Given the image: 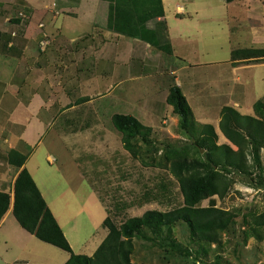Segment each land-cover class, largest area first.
<instances>
[{
    "label": "rangeland",
    "instance_id": "1",
    "mask_svg": "<svg viewBox=\"0 0 264 264\" xmlns=\"http://www.w3.org/2000/svg\"><path fill=\"white\" fill-rule=\"evenodd\" d=\"M171 1L168 4L169 23L172 29L173 47L180 58L175 57L170 63L175 62L179 68L182 67L178 71V76L186 84L183 87L184 94L188 96L197 121L213 124L220 135L219 143H230L219 127L222 107L232 105L243 114L253 115L255 102L264 98V65L261 68H247L239 72V75L244 74L246 78L242 82H248V85L243 87L235 84L237 77L229 64H233L231 58L233 49L254 46L250 32L252 24L248 22V19L253 16L246 17L240 14V17H233V10L237 13L235 9L237 6L234 4L230 6L225 0ZM60 2L61 0H0V20L4 21L10 33H15V42L22 46L26 45L27 39L37 30H44L48 25V20L52 19H55L53 28L60 27L69 37L94 31L93 22L65 17L68 13L86 16V12H81V9L79 13L75 12L76 9L62 11L61 9L66 6L64 4L59 6ZM180 4L184 6L186 12L193 14L196 12L194 19L175 18V11ZM73 7L76 8V6ZM81 8L85 11L84 6ZM93 8L100 12L104 7L101 4H95ZM106 9L107 6L101 11L99 19L106 17ZM259 15L258 21L254 20L255 23L262 24L264 14L261 12ZM71 25L76 27H70ZM260 29L259 27L258 30L261 33L258 39L260 40L255 43L258 45L255 47H264L261 45L264 44V33L263 29ZM27 35L30 36L26 39ZM43 39L42 34L38 47L45 49ZM23 56L24 61L32 60L28 59L30 55L28 58L27 55ZM151 58L160 59L159 56ZM59 63L57 61L52 67L48 65L45 67L47 73L54 72L58 76L57 82L61 71ZM241 64L258 63L242 61ZM42 66L43 59L39 67ZM34 68L38 69V65H25L24 71L28 74ZM3 74H0V82L3 81L5 87L2 88L1 93L5 91V88L8 92L11 91L14 88L15 78H19L13 70H10V73L3 71ZM34 76L37 87L40 85V92H43V72L36 71ZM194 76L198 81H204L210 77L220 79L219 83L213 86L212 96L208 93L210 86L187 85L188 80L193 79ZM81 87L83 88V85ZM124 89V85L120 86L119 93ZM53 90L56 94L50 96L48 105L63 107L68 100L62 99L63 90L59 88V83L58 86L53 87ZM113 92L114 90L109 94L105 93L106 97L103 98H101L103 95L96 96L101 98L97 101L100 110L87 106L75 111L69 107L70 109L66 108L68 110L64 115L54 118L52 122L54 127L44 137V142L45 145L51 147L57 162L51 169L48 167L47 156L44 159L42 155L39 156L43 164L50 169L48 176L53 181L50 185L45 184L41 175L36 174L52 206L50 209L53 214H56L67 234L73 239L68 226H73L74 232L78 231L76 237L79 239L80 246L77 248V253L86 255H93L107 232L104 228V220L108 216V209L114 221L121 224L131 217L143 215L147 210L165 211L183 204L179 183L168 169L144 166L139 159L134 158L123 147L121 135L111 121L116 108L112 107ZM124 108L119 109L125 111ZM136 109L130 108L129 111L135 113ZM144 115L140 117L149 125L150 119H146ZM169 115H172L171 110ZM0 116L1 123L4 125L10 123L9 118H2L3 113L0 112ZM174 117L179 119L178 116ZM153 127L152 137L157 140V145L147 146L150 150L148 161L158 160L162 155L161 142L192 143L179 129L177 123L175 125L170 122L163 125L156 123ZM84 148L90 149L89 155L84 154L85 158L82 157L81 151ZM261 155L264 162V149L261 150ZM57 169L61 171L58 172ZM79 173L88 179H81ZM231 176L235 179V184L225 198L220 199L214 196L200 203L201 206H208L211 201H214L219 207L239 213L232 226L223 233L222 247L212 245L209 248L207 246L208 254L196 258V250L199 246L193 242L187 226L179 223L175 226L174 232L168 235L167 243L176 241L184 248H191L190 255L173 251L168 244L161 245L158 242L136 239L132 256L134 264H264V240L259 241L252 236L247 237L245 233L246 220H249L252 214L257 215L264 212V189L251 186L244 176ZM42 245L45 244L42 243ZM45 247L52 255H55L56 251L63 255L66 254L65 251L54 246L46 244ZM12 254L10 250L5 256H0V264H6L7 261L14 262ZM60 260L61 258L58 262Z\"/></svg>",
    "mask_w": 264,
    "mask_h": 264
},
{
    "label": "crops",
    "instance_id": "2",
    "mask_svg": "<svg viewBox=\"0 0 264 264\" xmlns=\"http://www.w3.org/2000/svg\"><path fill=\"white\" fill-rule=\"evenodd\" d=\"M162 2L164 15L153 17L147 22L148 28L151 29L157 28L159 25H162V29L164 23H166L169 42L159 47H153L138 38L110 30L108 28L110 3L106 0H61L59 6L64 4L67 7L62 8V11L76 9L75 12L79 13V9H81V12H86V16L68 13L66 16L64 15L65 17L80 18L89 23L93 22L95 25L94 31L69 37L66 36L60 27L53 28L55 26L53 23L55 19H52L48 20V25L44 30H37L32 35L30 34L31 36H25L26 39L30 36L26 41L25 46L27 47L17 44L14 37L15 33H10L9 28L3 23L4 21L0 20V74L4 75L3 71L10 73V70H13L15 75L19 77L18 79L15 78L16 80L13 82L14 88L9 92L5 88V91L1 93L5 84L3 81L2 83L0 82V112L3 113L2 118H9L10 121L8 125L0 122V191L8 192L13 197L14 184L20 172L19 168L9 163V151L16 149L23 153H28L29 156L25 167L31 173L47 204L52 209L46 194L36 178V174H40L41 178L45 180V184L50 185L53 179L48 176L50 170L48 167L52 169L57 162V159L53 156L51 147L45 145L44 137L54 127L52 125L54 118L58 115H64L68 110L66 108L70 107L71 110L77 111L78 108L91 106L94 110H100V105L97 104V101L106 97L105 93L109 94L112 90H114L112 107H116L113 114L120 112V114H131L152 128H154L153 126L156 123H161L162 125L167 124V122H170L172 125L178 124L179 119L174 117L177 115L173 113L172 106L167 102V97L172 85L177 84L183 89L186 84L178 76V71L182 67L180 66L179 68V65H175V62L173 64L170 63L173 58H180L173 47L172 29L168 16V4L172 1L162 0ZM95 4H101L104 7L103 10L107 6L105 18L99 19L103 10L97 12L93 8ZM228 4L230 6L233 4L237 6L235 8L237 13L233 10V17H240V14L246 15V17L253 16V18L248 19V22L252 24L250 25L252 29L250 31L251 37L254 42L252 45H254L253 47L258 46L255 45L260 40L258 37H260L259 33L261 32L258 28L263 29L264 33V18L262 19V24L255 23L254 19L258 21L257 18L260 17L259 13L262 12L264 14V0H234ZM73 6H76V8ZM82 6L85 7V11L82 10ZM194 13L196 14V12ZM195 14L186 12L184 6L180 4L177 11H175V18L179 17L183 19L186 17L194 19ZM50 27L52 29H49ZM70 27L76 26L71 25ZM42 34L45 49L38 47V44L41 43V41L39 42V38H42ZM23 55H27V58L30 55L31 57L28 59L32 60L24 61ZM156 56H159L160 59L151 58ZM41 59H43V66L39 67ZM57 61L60 62L59 68L61 69L58 82V76L54 72L47 73L45 70L47 65L52 67ZM22 64L24 66L38 65V69L34 68L27 74ZM229 64H231L232 70L237 77L235 84L244 87V85H248V82H242L246 78L244 74L239 75V72L241 70L245 71L247 68H261L264 62L252 65L241 64V62ZM36 71L43 72V92H40V85L37 87L34 81V73ZM214 79H217V81H214ZM190 80L187 82L188 86H197L199 84L210 86L208 89L209 96H212L214 84L216 86L220 81L219 78L213 77L204 79V81H198L196 76ZM58 83L59 88L63 90V98L62 96L61 98L68 100L64 105L65 107L60 108L53 106L54 104L48 105L47 103L50 102V96L56 94V92L53 93V87L58 86ZM82 85L83 88L81 87ZM123 85L125 89L119 93L118 90ZM86 86H89L90 90ZM103 86L105 88H102ZM108 89L109 91H107ZM97 95L103 96L99 99L96 97ZM186 97L188 96L186 95ZM237 100L239 101V99ZM108 104L110 106V103ZM112 107L110 108L112 109ZM120 107H125V111L120 110ZM130 108H137V112L133 113L129 111ZM170 110L172 112L171 116L169 115ZM141 115H144L146 119H150L149 125L141 119ZM81 151L82 157L85 158L84 154L87 153L89 155L90 149L84 148ZM41 155L43 159L47 156L48 167L40 160L39 156ZM57 171L60 172L61 170L57 169ZM72 172L75 174L74 171ZM79 176L81 179H88L82 177L81 173H79ZM54 215L56 216L55 213ZM59 224L72 248L77 253V248L80 246V243H78L79 239L76 237L78 231L74 232V227L68 226V231H70L73 237L71 239L60 222ZM104 228L107 229L106 227ZM107 234L108 229L102 237V241ZM74 238L76 239L75 241ZM39 242L54 246L40 240L34 234L24 229L14 215L13 204H11L10 209L0 222V256H5V254L12 250L14 262L7 261L6 264H65L69 260L70 254L68 252L65 251L66 254L63 255V253L56 251V254L52 255L49 252L50 250ZM59 258L61 260L58 262Z\"/></svg>",
    "mask_w": 264,
    "mask_h": 264
},
{
    "label": "trees",
    "instance_id": "3",
    "mask_svg": "<svg viewBox=\"0 0 264 264\" xmlns=\"http://www.w3.org/2000/svg\"><path fill=\"white\" fill-rule=\"evenodd\" d=\"M106 1L110 3V30L138 38L153 47L169 42L166 23L162 29V25L154 29L147 26L151 18L164 15L162 0ZM231 58L234 64L242 61L263 63L264 47L236 48L232 50ZM167 102L179 117V129L192 143L161 142L162 155L158 160L148 161L150 150L147 146L157 145V140L152 137V127L131 114L115 113L111 121L121 135L123 147L134 158L144 166H158L170 171L179 183L183 204L165 211L147 210L121 224L114 221L108 209L104 220L107 236L93 255L78 254L25 167L29 154L11 149L8 161L20 172L13 197L0 191V222L13 204V213L24 229L70 254L65 264H134L136 239L168 244L171 250L190 255L191 248H184L176 241L167 243L168 235L179 223L187 226L193 242L199 246L196 258L208 254L207 246L222 247L223 233L232 226L239 213L219 207L214 201L208 206L200 203L214 196L225 198L235 184L231 175L244 176L251 186L264 189L261 155L264 149V98L255 102L253 115L243 114L232 105L222 107L219 127L230 143L221 144L213 124L197 121L181 86L170 87ZM245 226L247 237L264 240V212L252 214Z\"/></svg>",
    "mask_w": 264,
    "mask_h": 264
}]
</instances>
